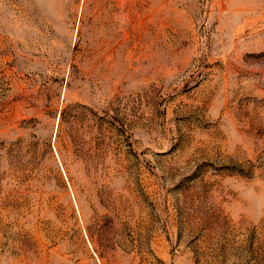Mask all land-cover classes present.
Masks as SVG:
<instances>
[{"label":"rangeland","instance_id":"1","mask_svg":"<svg viewBox=\"0 0 264 264\" xmlns=\"http://www.w3.org/2000/svg\"><path fill=\"white\" fill-rule=\"evenodd\" d=\"M0 264H264V0H0Z\"/></svg>","mask_w":264,"mask_h":264}]
</instances>
